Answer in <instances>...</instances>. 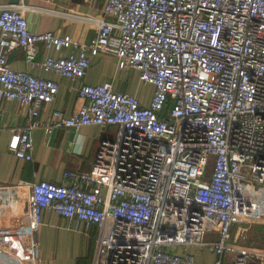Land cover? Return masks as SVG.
<instances>
[{
    "label": "built area",
    "instance_id": "obj_1",
    "mask_svg": "<svg viewBox=\"0 0 264 264\" xmlns=\"http://www.w3.org/2000/svg\"><path fill=\"white\" fill-rule=\"evenodd\" d=\"M102 1L103 13L87 17L97 34L83 44L33 32L24 3L0 7V101L30 106L34 117L11 151L32 161L41 125L118 127L89 171L68 170L62 183L0 184V204L11 193L26 207L22 223L0 227V252L39 263L48 210L98 227L95 264H199L192 247L211 249L214 264H264L231 244L235 223L264 217V0ZM39 44L74 52L38 62ZM18 48L33 67L73 81L93 55H113L120 71L137 70L154 87L150 105L110 81L86 84L71 116L55 110L44 124L38 117L60 83L13 69Z\"/></svg>",
    "mask_w": 264,
    "mask_h": 264
},
{
    "label": "crops",
    "instance_id": "obj_2",
    "mask_svg": "<svg viewBox=\"0 0 264 264\" xmlns=\"http://www.w3.org/2000/svg\"><path fill=\"white\" fill-rule=\"evenodd\" d=\"M24 3L29 28L33 32H53L61 36L71 35L78 43H88L97 34L95 24L87 17L103 13L102 0H0V7ZM1 36V31H0ZM74 48L56 50L39 44L37 61L46 57L68 56ZM9 65L15 70L30 72L45 79L56 80L60 90L56 99L41 110L38 120L48 123L55 110L71 116L81 105L78 89L81 85H95L113 82L119 91L136 95L144 106H149L154 87L144 85L137 70L120 71L113 55L100 53L91 57V66L87 75L78 81L64 77L54 71L33 67L27 61L22 48L12 51L8 57ZM131 74H133L132 78ZM131 75V76H130ZM142 85L144 87H142ZM30 106L16 100L0 101V184L14 186L22 181L38 182L48 180L56 183L65 181L64 173L71 171H89L97 151L104 140H114L118 127H99L96 125L79 128L49 127L41 125L35 128L34 156L32 161L18 158L11 147L18 146L23 129L34 117L30 115ZM10 204H0V227H6L24 221L25 203L7 193ZM217 233H214L216 236ZM232 247L244 249L254 256L264 257V217L245 218L232 228ZM39 263L37 264H95L98 240V227L85 229L53 211L43 213L42 224L36 234ZM190 252L196 256L199 264H214L215 253L208 247H192ZM234 255L227 257L231 262ZM252 261L257 259L252 257ZM0 264H17L16 261L0 252Z\"/></svg>",
    "mask_w": 264,
    "mask_h": 264
},
{
    "label": "rangeland",
    "instance_id": "obj_3",
    "mask_svg": "<svg viewBox=\"0 0 264 264\" xmlns=\"http://www.w3.org/2000/svg\"><path fill=\"white\" fill-rule=\"evenodd\" d=\"M131 75H132V76H131ZM131 75H130V76H131L132 78H134V77H133V74H131ZM134 79H135V78H134ZM142 87H144V86L142 85Z\"/></svg>",
    "mask_w": 264,
    "mask_h": 264
}]
</instances>
